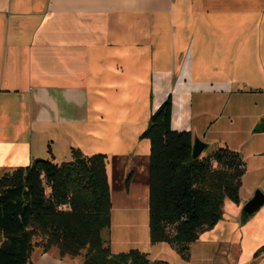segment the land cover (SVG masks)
<instances>
[{
	"label": "crops",
	"instance_id": "crops-1",
	"mask_svg": "<svg viewBox=\"0 0 264 264\" xmlns=\"http://www.w3.org/2000/svg\"><path fill=\"white\" fill-rule=\"evenodd\" d=\"M171 98L170 126L240 155L239 203L183 259L149 240L150 113ZM106 155V244L153 261L264 264V0H0V178L34 158ZM33 264H82L35 248ZM78 256V255H77ZM213 262V263H212Z\"/></svg>",
	"mask_w": 264,
	"mask_h": 264
},
{
	"label": "trees",
	"instance_id": "trees-1",
	"mask_svg": "<svg viewBox=\"0 0 264 264\" xmlns=\"http://www.w3.org/2000/svg\"><path fill=\"white\" fill-rule=\"evenodd\" d=\"M171 104L167 96L141 133L150 142L149 240L188 259L190 243L221 219L225 198L239 203L244 163L228 147L193 158L191 133L170 126ZM70 151L68 161L34 158L0 178V264H33L35 248L83 252L82 264H169L136 248L111 252L102 237L111 218L106 155ZM262 252L264 245L254 256Z\"/></svg>",
	"mask_w": 264,
	"mask_h": 264
},
{
	"label": "water",
	"instance_id": "water-1",
	"mask_svg": "<svg viewBox=\"0 0 264 264\" xmlns=\"http://www.w3.org/2000/svg\"><path fill=\"white\" fill-rule=\"evenodd\" d=\"M206 144L199 138H195L192 144L191 155L193 158L199 157L201 151ZM264 203V194L260 190H256L252 196L242 207L243 217H247L255 212Z\"/></svg>",
	"mask_w": 264,
	"mask_h": 264
},
{
	"label": "rangeland",
	"instance_id": "rangeland-1",
	"mask_svg": "<svg viewBox=\"0 0 264 264\" xmlns=\"http://www.w3.org/2000/svg\"><path fill=\"white\" fill-rule=\"evenodd\" d=\"M106 229H104L103 231H102V237L104 238V239H106ZM35 240H38V238H35ZM131 249V248H130ZM51 250H55L56 251V249H51ZM32 254H33V252H32ZM31 254V258H32V255ZM77 263L78 262H82L83 261V252L80 254V255H78V256H73L72 257ZM213 263V262H212ZM193 264H205V263H202L201 261H197V262H195V263H193ZM213 264H230V262H224V261H215Z\"/></svg>",
	"mask_w": 264,
	"mask_h": 264
}]
</instances>
